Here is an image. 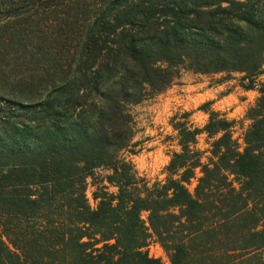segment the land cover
I'll return each mask as SVG.
<instances>
[{
  "label": "trees",
  "instance_id": "trees-1",
  "mask_svg": "<svg viewBox=\"0 0 264 264\" xmlns=\"http://www.w3.org/2000/svg\"><path fill=\"white\" fill-rule=\"evenodd\" d=\"M263 65L264 0H0V264H164L151 239L169 264H264V84L241 143L206 102L202 127L170 118L162 181L121 155L130 107L181 71L253 90Z\"/></svg>",
  "mask_w": 264,
  "mask_h": 264
},
{
  "label": "rangeland",
  "instance_id": "rangeland-1",
  "mask_svg": "<svg viewBox=\"0 0 264 264\" xmlns=\"http://www.w3.org/2000/svg\"><path fill=\"white\" fill-rule=\"evenodd\" d=\"M242 76L233 73L229 78L221 74L220 76L200 75L189 71H181L178 79L170 85L168 89L160 94H156L130 107L133 118V137L127 150L121 153L122 157L130 161L138 174L144 177L150 184L155 181H162L165 177L164 168L169 162L171 152L177 151L175 137L169 121L176 113H190V121L196 127H202L207 121V114L200 111L201 105L206 103L201 98L196 97L191 85L198 82L204 86H211L217 82L232 80L233 86L238 85L243 88L247 82L242 81ZM235 80V81H234ZM257 88L254 87L250 93L253 100L258 97L257 90L264 84V65L263 72L255 80ZM245 90V89H244ZM246 97L238 96L236 99H227L220 104L221 110H211L218 112L228 120L235 121L233 137L241 143V137L247 128L249 121L245 119V112L251 105L241 103ZM252 103V104H253ZM205 136H200L197 140V148L205 150L207 148ZM94 177L87 179L86 197L91 208H95L96 202L92 199V193L96 187L106 185L102 178L108 173L104 169L96 170ZM195 181H192L189 188L192 189ZM109 192L114 189L108 187ZM145 251L151 258L159 259L164 264H169L166 253L162 250L155 239H151Z\"/></svg>",
  "mask_w": 264,
  "mask_h": 264
},
{
  "label": "crops",
  "instance_id": "crops-1",
  "mask_svg": "<svg viewBox=\"0 0 264 264\" xmlns=\"http://www.w3.org/2000/svg\"><path fill=\"white\" fill-rule=\"evenodd\" d=\"M221 74L211 75L220 76ZM206 76V75H204ZM235 81V80H234ZM192 90L195 91V95L204 101L211 103V108L213 110H221L220 104L227 99H236L238 101V96L246 97L245 100H239L241 103H246L247 105H253V100L250 97L252 91H246L239 87L238 85L233 86L232 80H227L223 82H217L211 86H204L202 83L198 82L190 86ZM250 105V106H251ZM249 106V107H250Z\"/></svg>",
  "mask_w": 264,
  "mask_h": 264
},
{
  "label": "built area",
  "instance_id": "built-area-1",
  "mask_svg": "<svg viewBox=\"0 0 264 264\" xmlns=\"http://www.w3.org/2000/svg\"><path fill=\"white\" fill-rule=\"evenodd\" d=\"M255 88H257V85L255 84Z\"/></svg>",
  "mask_w": 264,
  "mask_h": 264
}]
</instances>
